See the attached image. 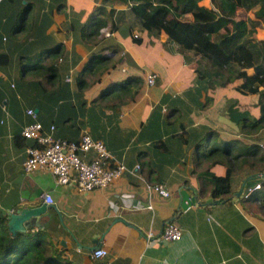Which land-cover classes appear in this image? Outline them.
Segmentation results:
<instances>
[{"label": "crops", "instance_id": "crops-1", "mask_svg": "<svg viewBox=\"0 0 264 264\" xmlns=\"http://www.w3.org/2000/svg\"><path fill=\"white\" fill-rule=\"evenodd\" d=\"M99 4L0 0V211L46 202L40 227L32 228L45 231L73 264H93L92 246L105 248L108 264H264V184L248 190L264 179V167L251 169L221 153L236 141L235 148L255 144L264 156V129L250 135L237 128L239 118L256 119L257 96L237 92L235 83L204 89L196 59L163 33L141 28L125 5H106L99 35L83 34ZM34 120L54 138L75 141L88 133L124 172L87 192L57 185L46 170L23 173L33 141L20 130ZM205 145L217 150L197 158ZM227 151L233 154L234 145ZM226 166L228 193L213 198L205 172L221 174ZM154 184L168 196L154 192ZM207 198L221 202L201 205ZM170 221L181 230L179 240L146 239Z\"/></svg>", "mask_w": 264, "mask_h": 264}, {"label": "trees", "instance_id": "trees-1", "mask_svg": "<svg viewBox=\"0 0 264 264\" xmlns=\"http://www.w3.org/2000/svg\"><path fill=\"white\" fill-rule=\"evenodd\" d=\"M198 1L100 0L81 26V32L91 38L98 36L99 29L105 25L104 14L107 17L105 6L125 5L141 28L153 35L163 33L180 52L196 59V80L204 89L235 83L237 92L257 96L256 119L239 118L237 121L240 133L253 135L264 129V0H209L210 7L198 5ZM253 7L257 8L252 19L238 16L239 9L249 11ZM183 14H189L190 21L179 20ZM255 27L262 33L259 39L249 37ZM113 30L111 24L108 33ZM233 145V154H228L227 148ZM235 146L236 141H230L221 153L251 169L264 167V156L257 145ZM216 150L214 145H205L196 157ZM208 172L206 170L205 174L211 185L209 195L221 198L228 193L231 169L226 166L221 174ZM259 184L263 185L264 179ZM6 220L0 211V264H73L61 257L45 231L27 227L24 232L11 233Z\"/></svg>", "mask_w": 264, "mask_h": 264}, {"label": "built area", "instance_id": "built-area-1", "mask_svg": "<svg viewBox=\"0 0 264 264\" xmlns=\"http://www.w3.org/2000/svg\"><path fill=\"white\" fill-rule=\"evenodd\" d=\"M102 31L105 35H109L108 31L103 29ZM154 78L155 75L152 73L146 75V84L151 85ZM26 114L31 118L35 117L32 109H27ZM20 136L33 141V145L25 148V157L21 161L23 173L46 170L52 174L57 185L73 183L78 192L105 187L117 180L125 170L122 164L111 162L104 144L100 140L92 139L86 132L80 134L75 141L54 138L50 134H42L40 124L34 120L21 128ZM87 152L93 153L92 158L84 159ZM135 168L137 169L138 166ZM151 188L162 197L168 196L167 189L160 184H154ZM259 188L260 184L255 183L248 190ZM40 198L47 201V195L43 192L40 193ZM180 236V228L175 222L170 221L162 227L158 236L153 237L152 234L147 233L146 239L155 242L177 241ZM105 255L106 250L101 246L90 252L93 264H108L102 260Z\"/></svg>", "mask_w": 264, "mask_h": 264}, {"label": "water", "instance_id": "water-1", "mask_svg": "<svg viewBox=\"0 0 264 264\" xmlns=\"http://www.w3.org/2000/svg\"><path fill=\"white\" fill-rule=\"evenodd\" d=\"M261 177H264V173H261ZM243 184L239 188V190L233 194V196H240V193L243 188ZM231 196L230 198H232ZM192 203L195 202L194 197L190 198ZM221 200H213L212 198H207L201 205H208L214 203H220ZM46 202H41L35 206L21 207L16 209L15 211H4L1 210V213L6 216V225L8 230L11 233L15 232H24L27 227H40V217L43 216L46 212V209L49 207ZM97 246L88 247L89 250H94Z\"/></svg>", "mask_w": 264, "mask_h": 264}, {"label": "rangeland", "instance_id": "rangeland-1", "mask_svg": "<svg viewBox=\"0 0 264 264\" xmlns=\"http://www.w3.org/2000/svg\"><path fill=\"white\" fill-rule=\"evenodd\" d=\"M200 1H198V3H199ZM204 3V2H203ZM210 2H206V6L207 7H210L211 6V3L209 4ZM198 5H202V3H200V4H198ZM203 6V5H202ZM257 7H253V8H251L249 11H245V10H241V9H239L238 11H237V13H238V16L239 17H241V18H243V19H246V20H248V19H252L253 18V12H254V10L256 9ZM257 28V29H256ZM261 36V32H260V30H258V27H255V28H253V30H252V32H251V35L249 36V37H251L252 39H258L259 37Z\"/></svg>", "mask_w": 264, "mask_h": 264}]
</instances>
